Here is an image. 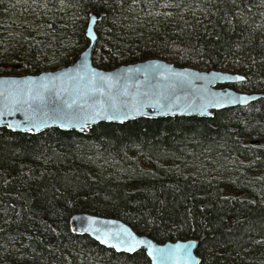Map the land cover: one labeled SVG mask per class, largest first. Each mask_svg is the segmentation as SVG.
<instances>
[{
  "label": "trees",
  "instance_id": "trees-1",
  "mask_svg": "<svg viewBox=\"0 0 264 264\" xmlns=\"http://www.w3.org/2000/svg\"><path fill=\"white\" fill-rule=\"evenodd\" d=\"M147 57L238 72L264 90V0H0V74ZM264 97L211 118L100 122L85 132L0 127V264H152L72 230L86 211L163 242L197 238L199 264H264Z\"/></svg>",
  "mask_w": 264,
  "mask_h": 264
},
{
  "label": "water",
  "instance_id": "water-1",
  "mask_svg": "<svg viewBox=\"0 0 264 264\" xmlns=\"http://www.w3.org/2000/svg\"><path fill=\"white\" fill-rule=\"evenodd\" d=\"M104 15L100 11L90 13L86 28L89 42L74 61L38 72L0 74V127L30 133L53 127L85 132L100 122L124 123L141 117L211 118L218 110L248 105L264 97V90L241 91L233 87L232 84L245 81L246 76L228 70L179 65L160 57L124 62L110 68L97 65L93 58L96 25ZM89 27L92 35L87 34ZM112 105L128 112V117L107 120L94 115L105 109L111 113ZM133 105L139 111H134ZM90 116L93 118L88 119ZM78 120L86 123H77ZM34 123L39 127L28 131ZM65 123L72 126L61 127ZM252 143L264 146V139H254ZM70 223L75 233L88 235L119 252L134 253L143 249L152 264H184L183 249L175 250L178 244L191 252L189 264L201 261L197 238L159 242L119 218L86 211L74 212ZM133 237L145 243L126 251Z\"/></svg>",
  "mask_w": 264,
  "mask_h": 264
},
{
  "label": "snow or ice",
  "instance_id": "snow-or-ice-1",
  "mask_svg": "<svg viewBox=\"0 0 264 264\" xmlns=\"http://www.w3.org/2000/svg\"><path fill=\"white\" fill-rule=\"evenodd\" d=\"M87 34L88 35H92V30H91V27H89L88 31H87ZM235 79H240L242 80L243 77H235ZM230 102H235V101H230ZM217 106H220L219 105V102H217ZM112 108H113V111L111 113H109L106 109L105 110H102V111H97L94 115L95 116H100V117H103L104 119H107V120H122V119H125L128 117L129 113L128 112H121L119 110V108H117L115 105H112ZM133 110L134 111H139V107L133 105L132 106ZM93 117H88V119H92ZM86 123V121H83V120H78L77 123ZM69 126H72L71 123H65V124H61V127H69ZM9 127H11V125H9ZM39 127V124H32L31 127H28L27 130L28 131H32L34 128H38ZM99 239V237H97ZM140 243H145V241H138L136 240L134 237H133V243L132 244H129L126 248V251H133L134 250V247L135 246H138ZM183 249V256H184V264H189V261L192 259V256H191V252L188 250V248L186 246H183V245H176L175 246V250L177 252H179V250ZM162 251V250H160ZM150 255L152 253H149Z\"/></svg>",
  "mask_w": 264,
  "mask_h": 264
},
{
  "label": "rangeland",
  "instance_id": "rangeland-1",
  "mask_svg": "<svg viewBox=\"0 0 264 264\" xmlns=\"http://www.w3.org/2000/svg\"><path fill=\"white\" fill-rule=\"evenodd\" d=\"M62 66V65H61ZM60 67V66H59ZM47 69H51V68H47Z\"/></svg>",
  "mask_w": 264,
  "mask_h": 264
}]
</instances>
